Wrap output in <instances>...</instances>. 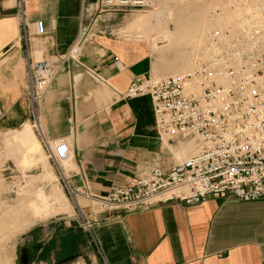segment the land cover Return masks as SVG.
<instances>
[{
    "label": "crops",
    "instance_id": "crops-1",
    "mask_svg": "<svg viewBox=\"0 0 264 264\" xmlns=\"http://www.w3.org/2000/svg\"><path fill=\"white\" fill-rule=\"evenodd\" d=\"M95 2L26 4L23 26L31 60L59 64L81 33L85 6ZM149 53L141 42L95 34L75 63L60 66L33 112L26 97L20 10L17 0H0V132L32 133L34 124L45 140L65 141L69 158L55 167L61 182L84 185L95 196L132 186L146 170L167 172L186 158L180 146L157 134L148 96L122 97L135 79L155 69ZM75 201L89 231L70 217L32 228L17 264H66L75 257L89 264H264V201L225 194L195 205L172 201L130 213L100 212L91 201Z\"/></svg>",
    "mask_w": 264,
    "mask_h": 264
},
{
    "label": "built area",
    "instance_id": "built-area-1",
    "mask_svg": "<svg viewBox=\"0 0 264 264\" xmlns=\"http://www.w3.org/2000/svg\"><path fill=\"white\" fill-rule=\"evenodd\" d=\"M43 1L17 0L25 45L26 97L33 112L60 66L75 63L87 42L80 33L68 54L59 58V64L33 62L23 8ZM151 1L96 0L85 6L83 16L109 17L143 9ZM255 4L256 15L236 33L212 31L208 43L215 52L207 62L182 74L137 78L122 94L125 98L148 96L157 134L177 144L190 142L194 152L165 173L146 170L132 186L115 188L105 196L91 194L84 185L70 187L65 183L73 201L84 198L100 212L123 213L172 201L195 205L225 194L242 202L264 201V0H255ZM39 138L56 168L69 158L65 141ZM90 226L83 219L82 227L89 231Z\"/></svg>",
    "mask_w": 264,
    "mask_h": 264
},
{
    "label": "rangeland",
    "instance_id": "rangeland-1",
    "mask_svg": "<svg viewBox=\"0 0 264 264\" xmlns=\"http://www.w3.org/2000/svg\"><path fill=\"white\" fill-rule=\"evenodd\" d=\"M240 2L250 4V0H152L147 7L131 12L118 13L109 17H100L98 14L90 18L83 16L81 36H85L88 41L98 32H112L111 34L123 40L141 42L149 48L152 68L155 65L150 76L152 78L167 77L175 73L163 75L160 72L163 69L167 70L169 63L172 65L175 62L173 52L177 40L184 32L182 29H185L183 21L189 22L188 32L191 33L202 27L199 42L192 40L188 44L186 55L190 57V60L196 59L198 63L206 62L212 53L205 42L206 35L210 31L233 24L241 27L256 15V6L242 9L240 16L236 14L237 9H234V5ZM158 7H161V12ZM203 13L208 24L200 19L199 15ZM214 19L220 21H213ZM204 53L208 59L202 58ZM181 54L183 53L177 55L181 56ZM157 57H160V64L156 62ZM192 65L185 68L189 70ZM29 125L32 133L27 128H19L12 133L0 132V264H17L18 250L26 244V239L23 240V238L30 229L62 217L73 218L78 224L82 222V218L75 209L76 201L68 196L61 182L60 171L44 153L34 124ZM168 143L171 146H180L182 158L194 152L190 142L177 144L175 141H169ZM187 146L191 149L186 150ZM25 191L33 192L34 196L43 197H48L55 191L54 194L58 195L60 203L67 205L70 212L38 222L40 215L34 217L35 219L31 218L34 210L28 209L24 202L19 204L22 198L21 192L24 194ZM29 219H34V225L27 226L19 232ZM66 264H89V261L84 257H75L69 259Z\"/></svg>",
    "mask_w": 264,
    "mask_h": 264
},
{
    "label": "bare ground",
    "instance_id": "bare-ground-1",
    "mask_svg": "<svg viewBox=\"0 0 264 264\" xmlns=\"http://www.w3.org/2000/svg\"><path fill=\"white\" fill-rule=\"evenodd\" d=\"M253 2H254V4H252ZM251 6H256L255 1L250 0V4L246 3V2H243V3L240 2L238 4L236 3V5H234V9H237L236 10V14H239V16H240L242 14V9H249ZM158 9L161 12V7H158ZM234 9H233V12H232L233 14H234ZM159 11H157L158 14H159ZM157 13H155V15ZM199 16H200V19H203L204 23L206 22L208 24V21H206V19H205V14L204 13L200 14ZM213 21H217V19H214ZM218 21H220V20H218ZM183 22H184V28L185 29H182V31H184V32L181 34V36L177 40L176 47H174L173 54H174L175 62L172 63V65L169 63L168 69L167 70L163 69L160 72V74H163V75H166L164 73H167V75H169L170 73H175L173 75L182 74V73L189 72L191 69H193V67H195L198 64L205 63V62L198 63V62H196V59H194V58L190 60V57H188V55H186V53H185L188 50V44L191 43L192 40H194L197 43L199 42L198 39L200 38V36L202 34V27L200 26L196 31H193L191 33V32H188L189 31V27H188L189 22L188 21H183ZM182 26H183V24H182ZM221 27H222V29H216V30H229V31H231L233 33H236V31L240 28V27H238L237 25H234V24L231 25V26H221ZM211 29H212V27H211ZM216 30H212V31H216ZM212 31H210L206 35V38H205L206 47H208V49L211 48V51H212L211 56L215 52L214 48L210 47V44L208 43V36L212 33ZM180 53H183V54H181V56L180 55L178 56L177 54H180ZM211 56H210V58H211ZM157 58L158 59L156 60V62L160 64V59H159L160 57H157ZM202 58L208 59L206 57L205 53L202 55ZM192 63H193V65H192ZM164 65L165 64H163V66ZM188 65H192L189 70H187L185 68V67H188ZM161 68H162V66H161ZM170 76H172V75H170ZM155 78H160V77H155ZM191 145L193 146V149H194V145L193 144H191ZM54 190H56V189H54ZM54 192H51L50 195H48V197H46V196L45 197H43V196H34L33 195L34 193L33 192L30 193L29 191H25L24 194H23V192H21L22 198H20V203L19 204H22L21 202H24L27 205L28 209L34 210V211H32V214H31L32 217L31 218H34V217H37V216L40 215V218H38L39 220H45V219H47L49 217L56 216V215H59V214H62V213H66L68 211L67 205L61 204L60 201H59L60 198L58 197V195H55ZM34 219H32V220L29 219L22 226V228L19 229V232L24 230L27 226H30L31 224H33L34 223Z\"/></svg>",
    "mask_w": 264,
    "mask_h": 264
}]
</instances>
